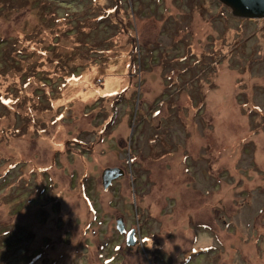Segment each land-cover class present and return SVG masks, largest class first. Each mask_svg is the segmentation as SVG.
<instances>
[{
  "label": "rangeland",
  "instance_id": "374dc122",
  "mask_svg": "<svg viewBox=\"0 0 264 264\" xmlns=\"http://www.w3.org/2000/svg\"><path fill=\"white\" fill-rule=\"evenodd\" d=\"M0 264H264V19L0 0Z\"/></svg>",
  "mask_w": 264,
  "mask_h": 264
},
{
  "label": "water",
  "instance_id": "95a60500",
  "mask_svg": "<svg viewBox=\"0 0 264 264\" xmlns=\"http://www.w3.org/2000/svg\"><path fill=\"white\" fill-rule=\"evenodd\" d=\"M226 6L231 14L237 18L264 19V0H218ZM124 170L119 167L105 168L101 173L102 187L107 190L113 181L122 177ZM116 229L119 233H126V245L133 246L136 241L135 229L126 231L122 218L116 219Z\"/></svg>",
  "mask_w": 264,
  "mask_h": 264
},
{
  "label": "flooded vegetation",
  "instance_id": "af4514ba",
  "mask_svg": "<svg viewBox=\"0 0 264 264\" xmlns=\"http://www.w3.org/2000/svg\"><path fill=\"white\" fill-rule=\"evenodd\" d=\"M120 218H122V217H120ZM122 220H123V218H122ZM123 223H124V225H125V222H124V221H123ZM125 229H126L127 232H129V231L132 230V229H135L136 231H135V233H134V236H135V237L137 236V230H138V229H137L136 227L127 229V228H126V225H125ZM122 235L124 236V239L126 240V233H123Z\"/></svg>",
  "mask_w": 264,
  "mask_h": 264
},
{
  "label": "trees",
  "instance_id": "16d2710c",
  "mask_svg": "<svg viewBox=\"0 0 264 264\" xmlns=\"http://www.w3.org/2000/svg\"><path fill=\"white\" fill-rule=\"evenodd\" d=\"M132 60V59H131ZM125 62V66L128 64V62H126V61H124ZM130 68L132 67L133 68V64L131 63V61H130V63H129V65H128ZM128 66H126L125 68L127 69L128 68ZM129 68V69H130ZM128 70V69H127ZM132 70V69H131Z\"/></svg>",
  "mask_w": 264,
  "mask_h": 264
}]
</instances>
